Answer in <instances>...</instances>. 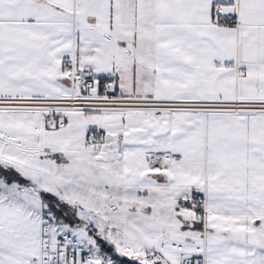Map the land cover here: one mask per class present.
I'll return each instance as SVG.
<instances>
[{
    "label": "snow or ice",
    "instance_id": "1",
    "mask_svg": "<svg viewBox=\"0 0 264 264\" xmlns=\"http://www.w3.org/2000/svg\"><path fill=\"white\" fill-rule=\"evenodd\" d=\"M0 264H264V0H0Z\"/></svg>",
    "mask_w": 264,
    "mask_h": 264
}]
</instances>
